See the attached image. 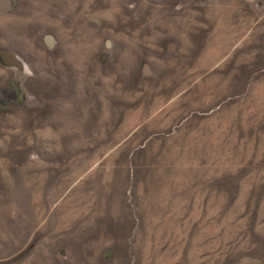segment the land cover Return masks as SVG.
I'll return each instance as SVG.
<instances>
[{"label": "rangeland", "instance_id": "obj_1", "mask_svg": "<svg viewBox=\"0 0 264 264\" xmlns=\"http://www.w3.org/2000/svg\"><path fill=\"white\" fill-rule=\"evenodd\" d=\"M0 264H264V0H0Z\"/></svg>", "mask_w": 264, "mask_h": 264}]
</instances>
